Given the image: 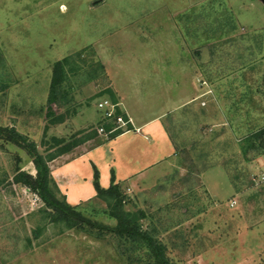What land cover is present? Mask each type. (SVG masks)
Wrapping results in <instances>:
<instances>
[{
  "label": "rangeland",
  "instance_id": "rangeland-1",
  "mask_svg": "<svg viewBox=\"0 0 264 264\" xmlns=\"http://www.w3.org/2000/svg\"><path fill=\"white\" fill-rule=\"evenodd\" d=\"M263 37L264 0H0V264H154L147 242L138 239L127 251L96 230L49 221L39 197L13 183L16 169L32 177L36 171L2 130L14 128L43 156L55 154L61 147L46 151V138L70 144L72 136L89 134L102 118L97 104L110 101L109 91L119 104L111 85L115 74L124 90L137 88L140 74L148 78L142 92L150 109L134 106L137 117L166 114L182 100L167 98L168 80L179 79L176 92L193 97L206 54L202 66L221 76L213 88L224 99L197 101L164 117L176 158L123 183L122 211L166 247L173 264H264V184L250 182L264 170V153L247 143L264 129ZM246 44L260 53L251 55L257 58L251 70L260 73L251 86L259 112L254 117L234 112L248 96L237 89ZM64 58L67 101L53 109L71 117L47 127L52 67ZM105 138L98 134L85 147ZM111 203L94 199L77 212L114 228Z\"/></svg>",
  "mask_w": 264,
  "mask_h": 264
},
{
  "label": "crops",
  "instance_id": "crops-1",
  "mask_svg": "<svg viewBox=\"0 0 264 264\" xmlns=\"http://www.w3.org/2000/svg\"><path fill=\"white\" fill-rule=\"evenodd\" d=\"M262 45L263 47H260V49L264 51V37ZM254 51L255 55H257V53L260 54L258 49L251 47L250 44H246V48H244L246 56V62H244L246 63L244 65L245 69L240 72V77L243 82L241 85L237 83V85L240 86L237 89L238 91L242 90V93L243 90H245L248 96L245 101L238 102L234 105V112H236V114L240 115L239 113H243V110H245L248 111L249 116L251 115L252 117H254V113L259 114L258 110H255L254 90L251 88L253 84L252 81L260 74L258 73L255 75L257 72L251 70L253 63L257 62L255 61L257 58L253 59L251 57ZM204 58L202 63L208 62L207 54ZM202 63L200 60V67L198 68L199 75L194 78L197 89H194L196 92L193 93V97L187 96L184 90L182 92L181 90H177L176 92L177 85L175 86V84L179 83L176 81L179 79L173 78L172 76L168 82L166 80L167 98L170 97L175 99L176 96H180L182 98L181 101L184 102L181 103V101H179L180 105L168 111L166 113L168 115L160 113L151 117H137L134 114L133 108L136 105L142 110H146L147 108L144 104V102H147L145 101L147 98L142 92V89L143 80H145L146 83L148 78L146 79L145 76L140 74L139 79L142 81H140L138 87L124 90V87L122 88L119 83V81L122 80V78L120 80L118 79L119 74H115L113 78L111 76V85L119 99L118 105L124 114L132 120V129L100 145L87 148L85 147L86 143L79 147L81 148L79 154L67 159H65L66 155H63L49 163L51 176L61 195L64 196L67 204L70 206H78L95 198L96 192L93 187L95 170L99 175L100 187L107 189L111 184L110 179L112 171L114 172L115 183L131 184L134 181L137 182L148 173H154L155 169H158L164 163L176 158V145L174 139L167 130L168 127L166 128L164 125V117L170 116V113H176L182 107L197 101V104L199 103L201 106V104L205 105L206 102H215L219 104L220 100L222 101V99H224H220V96L217 97V95H215V89L213 88V86L222 82L221 76L212 72L209 74L207 69L203 68L204 66H202ZM187 76L189 77V73L183 74V82L186 81ZM203 83L204 85H202ZM234 83H236L235 79ZM244 83H246V85H244ZM151 87V85H148V88ZM208 91L211 93L208 94ZM152 97L153 96H151V99ZM131 102L133 104L130 105ZM147 109H150V106H148ZM223 116L226 117L222 114V118ZM260 121L261 119H258L255 123H260ZM259 123H257V125H260ZM238 124L241 125L242 123L239 122ZM260 127L258 126V128Z\"/></svg>",
  "mask_w": 264,
  "mask_h": 264
},
{
  "label": "trees",
  "instance_id": "trees-1",
  "mask_svg": "<svg viewBox=\"0 0 264 264\" xmlns=\"http://www.w3.org/2000/svg\"><path fill=\"white\" fill-rule=\"evenodd\" d=\"M68 66L69 59L64 58L63 60L56 62L52 67V77L46 99L47 112L45 114V120L47 127L64 124L67 121V118L71 117H69V113H67L69 112L68 110H66L65 115H58L53 109L54 107L58 108V106H62V104L67 101V94H65L62 88V83L67 76L66 67ZM109 93L111 95L110 101L114 104H118L113 93L110 91ZM60 99L63 100L62 103H60ZM115 116H123L126 118L119 108L116 109ZM114 127V120L107 121L101 118L97 125L91 129L89 134L81 137L82 134L80 133L74 138L72 136L73 141L70 144H64L63 139L51 138V140H49L46 138L42 144L43 147L47 148L46 151L49 152L61 147L55 154L47 156H43V154L39 153L36 144L28 140L25 136L20 135L14 128L3 129L2 131L4 134L2 137H4L6 141L11 142L24 150L31 159L36 171L35 177H32L21 172L20 169H16L13 174V183L27 188L30 192L39 197L45 207V210H42L41 213L46 215L49 221L62 224L69 228L83 230L89 228L90 231L96 230L97 234L101 237L111 236L112 238L117 239L118 247L127 251L130 250V248L127 247H131L134 244L133 242L139 239L140 241L147 242L149 253L154 259V264H173L166 256V247L159 240L151 237L148 232L146 233L140 230L132 216L125 214L122 211L121 193L123 192L125 185L123 183H115L113 171L111 172L110 186L107 189H103L99 185V175L95 170L93 187L96 192L94 199L108 200L112 202L110 204L111 215L117 220V225L114 228L105 227L87 219L85 220L83 216L77 212L78 207L83 205V203L78 206H70L67 204L64 196L61 195L51 176L49 163L58 157L68 155L76 148H79L97 138L98 129L100 128L103 129V135L106 137L100 144L110 141L123 133L122 131L111 132ZM131 129V126H128V130ZM45 130H47V128H45ZM44 134V136H46V133ZM247 143L249 148H257L261 153H264V129L251 136L247 140ZM247 150L248 149L244 150V155H246ZM250 182L251 185H254L252 180H250ZM57 196L61 198V201L57 200Z\"/></svg>",
  "mask_w": 264,
  "mask_h": 264
},
{
  "label": "built area",
  "instance_id": "built-area-1",
  "mask_svg": "<svg viewBox=\"0 0 264 264\" xmlns=\"http://www.w3.org/2000/svg\"><path fill=\"white\" fill-rule=\"evenodd\" d=\"M202 85H204V83ZM207 93L210 94L211 92L208 91ZM118 107V104H114L108 99H102L97 104V109L102 113V119L107 121L114 120L115 127L111 132L122 131L123 133H125L130 131L128 130V126L132 125V120L128 118V116H126L124 112L123 114L126 118H124L123 116L116 117L115 112ZM98 134H104L103 129H98ZM252 181L254 182L255 186H260L264 184V170L260 171L257 175H255L252 178Z\"/></svg>",
  "mask_w": 264,
  "mask_h": 264
}]
</instances>
